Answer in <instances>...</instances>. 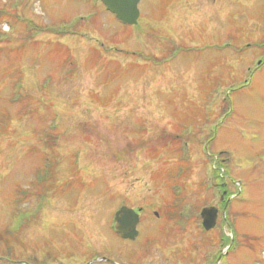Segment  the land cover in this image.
Instances as JSON below:
<instances>
[{"label": "rangeland", "instance_id": "374dc122", "mask_svg": "<svg viewBox=\"0 0 264 264\" xmlns=\"http://www.w3.org/2000/svg\"><path fill=\"white\" fill-rule=\"evenodd\" d=\"M0 7L14 12L0 22V254L20 264H264V0H140L135 25L96 0ZM27 20L52 31L27 36ZM208 155L234 193L235 238L218 256L219 228L202 233L195 211L165 214L181 175L198 207L220 199ZM48 157L56 186L45 197L36 179ZM122 204L141 213L136 240L112 231Z\"/></svg>", "mask_w": 264, "mask_h": 264}, {"label": "water", "instance_id": "95a60500", "mask_svg": "<svg viewBox=\"0 0 264 264\" xmlns=\"http://www.w3.org/2000/svg\"><path fill=\"white\" fill-rule=\"evenodd\" d=\"M107 8L116 13L117 17L128 24L137 22L139 16V0H102ZM202 224L206 229L215 226L217 208L206 206L201 210ZM116 229L124 237L134 238L138 234L136 225L139 221L138 213L127 206H122L115 214Z\"/></svg>", "mask_w": 264, "mask_h": 264}, {"label": "trees", "instance_id": "16d2710c", "mask_svg": "<svg viewBox=\"0 0 264 264\" xmlns=\"http://www.w3.org/2000/svg\"><path fill=\"white\" fill-rule=\"evenodd\" d=\"M6 14V12H0V15ZM189 204V201L186 199V197L183 199H178L177 202L174 204V207L176 206L177 208L173 211V212H167V217L168 218H176V219H184L186 217L192 216V214H190L189 212H193L194 210L191 208L190 211L187 208V205ZM195 211H197V207L198 205L196 203H194L193 205ZM196 213V212H195ZM29 214V213H28ZM225 224L224 220H221V223L219 224V227L222 229V233H221V238H224L225 242H229V237H227L224 234L223 231V225Z\"/></svg>", "mask_w": 264, "mask_h": 264}, {"label": "flooded vegetation", "instance_id": "af4514ba", "mask_svg": "<svg viewBox=\"0 0 264 264\" xmlns=\"http://www.w3.org/2000/svg\"><path fill=\"white\" fill-rule=\"evenodd\" d=\"M204 29V28H203ZM206 29H204L203 31H205Z\"/></svg>", "mask_w": 264, "mask_h": 264}]
</instances>
